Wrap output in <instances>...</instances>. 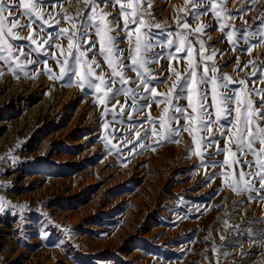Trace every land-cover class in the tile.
<instances>
[{
    "label": "rangeland",
    "instance_id": "374dc122",
    "mask_svg": "<svg viewBox=\"0 0 264 264\" xmlns=\"http://www.w3.org/2000/svg\"><path fill=\"white\" fill-rule=\"evenodd\" d=\"M185 2L152 0L153 23H159L162 29L169 25L174 28L176 19L183 16L179 9L185 7ZM247 2L239 0V3ZM233 4L239 6L238 0H231L227 7L232 9ZM261 6L264 0H256L251 11L232 22V27L238 30L233 37L235 49L226 35L232 27L221 31L210 12L201 16L200 22L211 26L201 38L206 47L218 50L216 59L209 62L217 65L218 75L244 78L251 68L241 69L249 60L264 61V40L256 43L258 38L250 36L249 43L245 44L239 31L244 21L248 24L256 21ZM77 7L82 4L77 5L76 0H58L46 11L54 13L63 9L75 16ZM108 11L116 14L119 9L117 6ZM23 22L27 24V18ZM190 23L193 28L196 26ZM120 24L122 26V19ZM61 26L66 27L67 22H62ZM32 28L38 31V22L33 23ZM46 31L51 29L46 28ZM18 35L27 37L29 31H18ZM120 35L123 36V32ZM57 43L66 49V39L61 38ZM120 47H126L125 42H121ZM247 47H252L251 54L240 50ZM194 48H198L195 42ZM50 51L59 54L56 49ZM155 51H164L167 55L166 49ZM174 54L178 59L169 61L162 56L149 66L157 79L163 81L157 86L159 93L166 94L175 80L170 66L182 74L187 69L186 53ZM32 59H37L36 53L32 54ZM39 59H47L53 78H48L43 64L37 72L29 71L26 78L23 73L14 75L0 61V122L5 121L0 128V158H4L0 159V183L8 184L7 188L0 189V197L24 206L22 215L29 216L32 221L24 233L18 234V224L13 217L0 216V264H252L258 259L264 252V201L245 200L246 193L235 194L227 187L221 175L223 153L210 155L216 152V147L207 148L201 164L200 157L193 155L196 145L187 132L180 133L179 143L169 140L161 142L155 151L137 147L130 153V145L125 146L123 141L135 140L134 134H128L130 109L127 105L131 101L126 104L125 97L120 94L117 99L119 105H125V113L120 115L117 100H112L109 107L116 106L117 119L113 120L111 112L102 117V108L95 102V95L82 91L74 75L70 74L71 83L67 77L63 81L56 79L59 76L56 62L42 55ZM96 59L103 65L102 71L108 73L103 58L97 56ZM100 71L97 69L98 73ZM126 78L135 80L136 73L126 69ZM37 80L45 83L44 89L32 96L29 88ZM130 86L135 87L134 84ZM248 86L253 87L250 81ZM255 87H264V84ZM61 91L71 95V101L65 105L69 110L57 113L54 122V109ZM39 101L38 107H34ZM180 104L186 105V100H181ZM164 107L163 103L152 102L151 116L158 119ZM148 115L149 109L144 108L137 119H146ZM25 117L29 119L26 125ZM84 118L88 125L84 124ZM75 121V125L68 128ZM105 122H109L107 130L103 128ZM21 124L24 126H19ZM147 127L145 123L139 130L143 132ZM6 130L9 133L3 136ZM105 135L111 141L107 147ZM145 143L151 144L152 140ZM219 143L223 148L224 140L220 139ZM112 144L121 152L112 149ZM79 148H84L86 154L77 159ZM11 156L16 157L15 163ZM150 159L155 162L147 167ZM214 161L220 165L213 166ZM209 177L215 178L209 181ZM241 201H244L242 205ZM38 219L46 221L44 230H49L47 222L58 226L59 230L52 227L49 237L44 239L37 234ZM236 226L248 231L239 236L232 232ZM63 229L71 230V236ZM231 242H239L243 247L234 248ZM225 252L229 255L224 256ZM244 252L248 255L241 259ZM256 264H264V259Z\"/></svg>",
    "mask_w": 264,
    "mask_h": 264
},
{
    "label": "snow or ice",
    "instance_id": "6c2138e0",
    "mask_svg": "<svg viewBox=\"0 0 264 264\" xmlns=\"http://www.w3.org/2000/svg\"><path fill=\"white\" fill-rule=\"evenodd\" d=\"M57 2L58 0H0V61L14 75L23 73L27 78L29 71L37 72L39 65L43 64V71L51 79L52 69L47 67V59L40 60L39 57L42 55L51 58L59 67L56 79L63 81L67 77L71 83L70 74L74 75L75 83L82 91L95 95V102L102 108L101 116L107 117L111 112L113 120L117 119L116 106L110 108L109 103L117 100L119 105L117 97L123 94L126 104L131 101L127 105L130 109L128 134H134L135 140L123 141L125 146L130 145V153H134L137 147L155 151L161 142L169 140L179 143L180 133L187 132L196 145L193 155L200 157L201 164L204 163L207 148L215 146L216 152L210 155L223 153L224 160L222 165L214 161L213 166L220 165L224 169L221 175L227 182V187L235 194L246 193L245 200L264 201V87H255L257 84H264V61L249 60L241 69L244 71L251 68L244 78L218 75L217 65L209 64L216 59L218 50L206 47L201 38L205 29L211 26L200 22L201 16L210 12L223 31L232 27L237 16L242 17L245 12L251 11L256 0H248L247 3H239L238 0L239 6L233 4L232 9L227 7L231 0H186L185 7L179 9L183 16L176 19L174 28L169 25L167 29H162L159 23H153L155 18L151 13L152 0H76L77 5L82 4V7L76 8L75 16L63 9L48 13L46 9L54 7ZM117 6L118 13L108 11ZM24 18H27V24L23 22ZM190 21L196 24L194 28ZM37 22L38 31L32 28L33 23ZM62 22H67V26H61ZM46 28L51 31H46ZM25 29L29 31L27 37L18 35V31ZM237 31L232 27V31L226 33L234 49L236 41L233 37ZM239 31L245 44L249 43L250 36L258 38L256 43L264 40V6H261L256 21L253 24L244 21V27ZM121 32L123 36L120 35ZM61 38L67 41L66 49L57 43ZM21 40L27 43H17ZM121 42H125L126 47H120ZM194 42L198 44V48H194ZM157 48L166 49L167 55L165 56L164 51L156 52ZM51 49L58 50L59 54L50 51ZM240 50L251 54L252 47ZM126 51L127 56L124 55ZM181 52L186 53L187 69L182 74L170 66L175 80L166 94L159 93L157 86L163 81L158 80L151 72L150 64L157 62L162 56L169 61L176 60L178 57L174 53ZM33 53L37 54V59H32ZM97 56L103 58L109 69L108 73L102 71L103 65L96 59ZM128 61L130 63H126ZM97 69L101 71L98 73ZM126 69L136 73L135 80L126 78ZM249 81L253 87L248 86ZM132 84L135 87L130 86ZM233 84L237 86L231 87ZM145 100L149 103L142 104L141 101ZM181 100H186V105L180 104ZM152 102L165 104L163 114L158 119L150 114ZM144 108L149 109V115L146 119H137ZM125 110V105H119L120 115ZM181 120L184 121L183 124ZM145 123L149 127L141 132L139 129ZM103 128L107 130L109 122H105ZM149 139L152 143H145ZM220 139L224 140L223 148L220 147ZM104 141L106 147L111 143L108 135H105ZM111 148L121 152L115 144ZM10 158L15 163L16 157ZM214 178L208 179L210 181ZM7 187V183H0V189ZM217 194L218 192L213 196ZM243 202H240L241 205ZM23 211L24 206L14 205L0 197V216H12L18 224V234L24 233L32 223L29 216L22 215ZM40 215L47 216L46 213ZM45 223L40 219L36 221L39 229L37 234L47 239L52 227L59 229L47 222L49 230H44ZM224 223L227 227V223ZM62 231L71 236V230ZM244 231L248 229L240 226L232 228V232L239 236ZM231 245L234 248L243 247L239 242H231ZM213 250H216L215 245ZM223 255L228 256L229 253L225 252ZM246 255L248 253H241V259Z\"/></svg>",
    "mask_w": 264,
    "mask_h": 264
},
{
    "label": "bare ground",
    "instance_id": "6f19581e",
    "mask_svg": "<svg viewBox=\"0 0 264 264\" xmlns=\"http://www.w3.org/2000/svg\"><path fill=\"white\" fill-rule=\"evenodd\" d=\"M44 85H45V83L44 82H41L40 80H37L36 82H34L33 84H31V87L29 88V92H30V90H31V92L30 93H32V96H36V95H38L39 93H40V91L41 90H43L44 89ZM17 92H18V90H17ZM62 92V91H61ZM70 93L69 92H62V95L60 96V100H58L59 101V103L57 104V106L55 107V111H54V122L56 121V119H57V117H56V115H57V113L59 114V112H62L63 110L65 111V109H67L66 108V103L70 100L71 101V95H69ZM38 97V96H37ZM45 99V98H44ZM43 99V100H44ZM34 100V99H33ZM42 100V101H43ZM41 103V101H39V102H37V104L36 105H34V107H38V105ZM55 105H56V103H55ZM85 108V107H84ZM30 110V109H29ZM67 110H69V109H67ZM84 111V110H83ZM28 112V111H27ZM70 113V112H69ZM83 113V112H82ZM79 114V113H78ZM71 115V114H70ZM28 116H29V114H28ZM82 116V115H81ZM48 118L51 120H53V116L52 115H49L48 116ZM65 119V118H64ZM85 119V118H84ZM87 119V118H86ZM84 120L85 122H84V124L86 123L87 125H88V120ZM29 119H28V117L26 118L25 117V119H24V124H25V122L27 123V121H28ZM63 120V119H62ZM65 121V120H64ZM69 122V121H68ZM75 123H76V121L75 122H72L70 125H68V128H72L74 125H75ZM91 123V122H90ZM93 123V122H92ZM91 123V124H92ZM24 124H21V125H19V126H24ZM5 125V121L3 120V121H1L0 122V128L1 127H3ZM26 125V124H25ZM70 126V127H69ZM74 129V128H73ZM69 131V130H68ZM9 133V131L8 130H6V131H4V133H3V136H5L6 134H8ZM56 134V133H55ZM86 146H84V148H85ZM84 148H79V151H80V153L77 155V159H80V158H82L83 156H85V154H86V150H84ZM155 161L154 160H152V159H150L148 162H147V164H148V166L147 167H149L150 165H152L153 163H154ZM249 207H246L245 209L247 210ZM247 213L248 214H251V211L249 210H247ZM246 213V214H247ZM223 230V229H222ZM0 232H2V230L0 229ZM219 236H216V238H218ZM264 259V252L263 253H261L259 256H258V259L256 260V261H253L252 262V264H256L259 260H263Z\"/></svg>",
    "mask_w": 264,
    "mask_h": 264
}]
</instances>
